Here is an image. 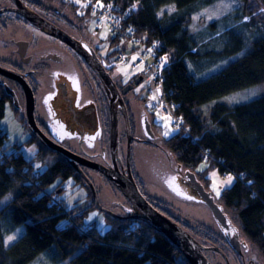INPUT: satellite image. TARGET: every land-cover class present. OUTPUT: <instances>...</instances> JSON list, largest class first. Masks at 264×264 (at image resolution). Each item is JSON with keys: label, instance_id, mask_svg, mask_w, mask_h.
<instances>
[{"label": "trees", "instance_id": "16d2710c", "mask_svg": "<svg viewBox=\"0 0 264 264\" xmlns=\"http://www.w3.org/2000/svg\"><path fill=\"white\" fill-rule=\"evenodd\" d=\"M116 1L125 6L134 0ZM138 1L132 22L147 42L161 39L169 55L163 88L166 98L178 103L174 115L181 119L178 131L162 139V147L174 164L180 163L186 169L194 171L197 164L206 159L221 173L235 176L234 182L221 190L217 201L248 243L244 258L254 252L264 262V95L234 105L218 101L223 96L264 83V33L252 41L250 50H243V37L235 33L234 27L227 26L223 33L228 41L216 54L222 59L241 54L221 70L196 80L185 60L198 57L195 51L198 43L188 26L191 14L202 4L203 8L212 5L214 0ZM241 1V12L235 23L248 17L249 26L257 24L264 28V0ZM166 5H174L176 12L159 16ZM214 26L215 22L208 25L209 28ZM212 33L211 36L216 31ZM205 43L200 41V44ZM116 51L109 54L113 56ZM6 99L0 91V117ZM21 120L26 126L23 116ZM0 140H6L1 128ZM28 142L37 144L36 157L46 163L43 172H33V165L24 159L17 144L14 150L20 153L19 157L10 156L13 168L0 160V199L11 193L10 201L0 209V264H29L52 247V264H187L165 236L143 222L123 221L104 213L109 228L100 232L92 224V229L79 233L75 226H83L79 218L88 210L96 209L89 188L87 196L91 204L83 215L73 217L57 206L47 208L49 199L41 189H46L49 182L56 178H73L79 183L83 180L60 156L39 144L30 132ZM196 175L200 181H207ZM30 178L38 181V187L26 182ZM58 188L62 190L63 183L58 184ZM66 216L69 221L60 226V219ZM177 221L193 234L191 230L195 227ZM130 224H134V231L128 230ZM20 227L24 232L6 246L5 238ZM200 231L203 232L202 238H198L201 243L219 247L226 254V248L219 241L222 240L225 247L229 245L221 235L206 227H201ZM232 252L236 258L240 257L241 264V256Z\"/></svg>", "mask_w": 264, "mask_h": 264}, {"label": "rangeland", "instance_id": "374dc122", "mask_svg": "<svg viewBox=\"0 0 264 264\" xmlns=\"http://www.w3.org/2000/svg\"><path fill=\"white\" fill-rule=\"evenodd\" d=\"M40 1L46 4V7L48 6L47 1ZM79 5L82 6L81 3H79ZM203 6L204 5L202 4L197 11L191 14V22L188 26L191 33L194 35V39H196L195 41L198 43V47L195 50L198 57L195 58L197 60H191L189 58H185V60L190 72L196 80L202 79L221 70V68L225 67L228 62L234 60L241 54L240 53L227 59H222V57L216 54L217 51H220L228 41V37L225 33H223L227 26L231 25L234 27L233 29L235 33H238L241 37H243V50H250L252 48V41L258 39L264 33V28L260 25L255 24L249 26L247 24L248 17H243L240 19L241 21L235 23L241 12V0H214L212 5L205 6L204 8ZM82 8L80 16L83 18V25L85 26L90 43L97 48L100 58L103 57L105 60L108 58L104 57L111 58V54L109 53H111L114 49L122 47L123 43L116 39L115 33H113L109 27L104 24H96L94 18L90 14H87L86 16ZM174 12H176L174 5H166L161 8L158 15L162 16L166 13L171 14ZM49 17L53 19L52 16ZM1 18L6 21H14L13 17L10 16L7 18L3 15ZM212 22H215V26L213 28H209L208 25ZM59 23L63 26L62 21H59ZM214 31H216V34L211 36ZM13 32L36 42L37 45L47 43L49 39L43 34L35 32V30L27 29L23 26L20 28L17 26H14V28L8 27L6 33L3 32L0 34V39L4 38L5 34ZM200 41H206V43L200 44ZM1 44L5 43L0 40V50L3 47ZM135 60L136 56L132 54L129 60L119 62L116 66H114L110 70V75L114 81L123 83L139 72L144 73L143 80L139 84L134 85V87L126 94V100L132 105V109L129 114L130 118L133 120L134 125L136 123V127L134 126L135 131L131 132L135 137H144L143 133L140 131L142 127V120L140 118L138 119V110H144L148 115V119L151 123V130L154 134L156 142L148 144L132 141L131 143L130 165L136 183L140 191L147 199L153 202L157 201L166 208L165 214H170L173 217H176V219L181 220V224L185 223L186 225L195 227V230H191V232L194 237L196 236L195 238L197 240L198 238H202L201 236L203 232L200 231L201 227H206L207 229L214 231L216 234L221 235L217 227L214 225L210 211L205 204L188 199L185 201L179 200L176 196H173L168 190H166V187L164 186L168 179L173 182V177L171 178V176L169 174L167 175V173L161 175L159 171L154 170L156 161L159 159H161L162 163L160 169H163L164 171L172 169L175 165L170 157V161H168L165 156V150L162 147V139L175 134L178 131V128L173 126L175 121L173 114L161 113L159 111L152 112L146 107L148 100H155L153 95H147L145 92L146 86H150V84H152L151 77H149V74L141 67L136 70L131 68V63ZM82 64L84 63L82 62ZM35 77L38 83L39 92H41L43 89L42 77ZM84 77L86 76L84 75ZM263 95L264 83H260L223 96L218 99V101L227 105H234L237 103L248 102ZM208 105L204 106V110L208 108ZM22 116L23 115H21V113L17 112L16 109H13L9 103L6 102L4 113L0 117V128L6 133L5 144L7 146V151H12L15 144L19 145L24 159L30 161L33 165V172H43L45 170L46 163L36 157V144L33 142L26 143L29 138V131L27 127L23 125L21 120ZM118 120L119 155L125 163L127 136L124 117L120 114ZM165 132H167L168 135H164ZM104 139L108 142L107 131L104 133ZM156 144H161L162 149L156 146ZM194 171L204 179L206 178L207 181L202 183L205 185L206 190L210 191L216 200L219 197L221 190L225 187H229L235 180V176L233 174L228 175L221 173L217 166L213 165L211 161L206 159L200 161L194 168ZM93 176L94 175H92V178ZM229 177H231L230 182H228ZM94 179L97 180L95 181L96 185L94 184L95 187H98V189L100 188L98 186V182L100 181V185H102L101 187L106 195L114 200H121L120 195L118 196L119 192L115 190L116 188L111 183L103 180L104 178H100L97 175H95L93 180ZM60 183H63V189L60 190V192H57L59 189H57V185ZM45 188L47 192L62 201L65 206V210L73 217L83 215V211L88 210L87 208L91 204V199L87 196L88 186H84L81 183L76 182L73 178L65 180L56 178L54 181L49 182ZM10 199L11 193L6 194L2 199H0V209L6 205ZM99 200L102 202L100 198ZM107 206L109 205L107 204ZM110 209H112L113 212H118L119 206L116 204L111 206ZM67 221H69V216L61 218L59 225L63 226L67 223ZM78 221L82 225L93 224L100 232H104L107 228H109V224L107 223L104 213L98 209L88 210L82 218H79ZM23 232L24 228L20 227L9 234L5 238L6 246L13 243ZM9 237H13V239L9 240ZM219 244L226 248V255L230 263L239 264L238 258L240 259V257L236 258L233 256L232 250L228 246L225 247L222 240L219 241ZM53 251L54 247L50 250L42 252L29 264H52L51 261ZM205 253L212 264H225L219 253L215 251H205ZM249 254L250 257H242L243 260L241 264H264L257 254L254 252H250Z\"/></svg>", "mask_w": 264, "mask_h": 264}, {"label": "flooded vegetation", "instance_id": "af4514ba", "mask_svg": "<svg viewBox=\"0 0 264 264\" xmlns=\"http://www.w3.org/2000/svg\"><path fill=\"white\" fill-rule=\"evenodd\" d=\"M20 1L60 27L69 35L89 44L94 48L99 59H101L98 55L97 48L90 43L85 26L83 25V18L80 16V12L82 11L81 5L70 0H45L48 5L46 7V4L40 0ZM15 6L13 0H0V9L13 8ZM84 10L85 9H83V12L87 16L88 13ZM3 15L7 18H9V16L13 17L14 21L4 20L1 18ZM48 15L52 16L53 19ZM59 21H62L63 26H61ZM19 25L30 30H35V32H39L49 38L47 43L41 45H37L36 42L21 35H17L15 32L7 33L4 38L0 39L5 43L1 44L4 50L2 48L0 50V66L19 73H27L26 78L32 87L35 98V118L39 128L50 139L80 156L101 164L111 163L109 153V103L100 80L86 62L71 47L58 38L42 32L14 11L9 10L0 13V34L3 32L6 33L8 27H22ZM81 61L84 64H82ZM110 70H108L109 73ZM84 75L86 77H84ZM35 76L42 77L43 89L41 92H39ZM134 79L135 75L123 83L115 82L118 89L121 91L127 84L132 85L133 88L134 85H136L133 83ZM3 83H6L14 91L21 109L15 108L12 98L5 93ZM130 90L123 93L122 97L128 112L130 134L132 137H135L132 132L135 131L136 123L134 125L129 115L132 105L126 100V94ZM0 91L6 96V102H8L9 105L11 102V107L16 109V111L21 113L24 117L25 95L19 83L0 74ZM72 112L76 113L73 117ZM138 112V119L140 118L142 120V127L141 130H139L144 135V137L141 138L143 141L138 142L148 144L155 143L156 139L153 132L151 131L149 134V130L145 127V111L138 110ZM120 114L119 112V116ZM106 131L108 142L104 139V133ZM156 146L162 149L161 144H156ZM165 156L168 161H170L166 152ZM122 164L125 166L123 161ZM160 166H162L161 159L156 161L154 170L159 171L161 175L167 173V175L169 174L173 177L172 179H174L178 185L175 189L177 192H182V195H185L186 188H182L180 185H184L183 182H186V168L181 166L178 169V167L174 165L172 169L164 171L160 169ZM81 169L88 178L93 181V184L97 181L95 179L93 180L95 175L109 182L101 173L91 168L81 166ZM91 173L94 175L93 178ZM80 183H83V181ZM100 184L99 181L98 186L100 190L98 187H95L99 195L98 198L103 202L99 200L100 204L108 209L117 204L119 206V211L115 213L124 215L125 212L123 208L130 205L127 199L117 189L115 190L119 192L118 196L120 195L121 200L118 201L110 198L103 192L102 185ZM148 201L158 210L165 213L166 208L161 203L157 201L153 202L149 199ZM107 204L110 207L107 206Z\"/></svg>", "mask_w": 264, "mask_h": 264}, {"label": "water", "instance_id": "95a60500", "mask_svg": "<svg viewBox=\"0 0 264 264\" xmlns=\"http://www.w3.org/2000/svg\"><path fill=\"white\" fill-rule=\"evenodd\" d=\"M13 1L16 5L15 7L2 8L0 9V13L9 10L14 11L42 32L58 38L60 41L71 47L94 71L100 80L109 103V153L111 163L101 164L80 156L50 139L37 124L35 118V98L32 87L26 78L27 73H19L0 66V74L18 82L23 89L25 95L24 122L28 131L35 137L37 142L46 147L49 151L60 156L80 175L83 180L82 185L88 186L90 189L94 206L99 211L117 219L145 223L157 233L165 236L166 239L178 250L187 264H212L205 254V251L209 250L219 253L225 264H231L222 249L216 246L201 243L185 227L178 223L176 217L167 215L158 210L140 191L131 170L130 144L132 140L143 141V139L131 136L128 112L122 97V94L130 90L132 85L127 84L120 91L109 71L102 65L94 48L81 39H77L69 35L67 32L50 22L39 13L30 9L20 0ZM141 79L142 76L138 75L134 79L133 83L138 84ZM3 87L5 89V93L10 95L12 98L15 108L21 109L14 91L6 83H3ZM119 112L124 117L127 134L125 166L122 164L121 157L119 155ZM144 113L145 127L149 130L150 134L152 131L151 123L148 119L147 113ZM75 114V112H72V117ZM81 166L91 168L101 173L120 193H122L130 204L128 207L123 208L125 212L124 215H119L100 204L95 186L83 172ZM175 166L179 169L181 164L176 163ZM185 175L186 182L182 181L184 185L180 186L182 188H186L185 191L187 192V195H182V192H177L175 188L178 185L174 179L173 182L171 180L169 181V179L165 182L164 186L166 187V190H168L173 196H176L179 200L185 201L188 199L205 204L210 211L214 225L217 227L226 243L233 251L243 257L244 252H248L249 250L248 243L240 236L239 229L234 225L228 214L224 211L223 205L213 197L210 191L206 190L204 184L198 179L194 171L187 168ZM60 190L61 189H58L57 192H60Z\"/></svg>", "mask_w": 264, "mask_h": 264}, {"label": "built area", "instance_id": "2783aa9c", "mask_svg": "<svg viewBox=\"0 0 264 264\" xmlns=\"http://www.w3.org/2000/svg\"><path fill=\"white\" fill-rule=\"evenodd\" d=\"M75 3H81L83 9L90 14L96 24H104L115 33L116 39L123 43L122 47L117 48V51L112 58L103 59L102 65L107 68H113L119 62H124L130 59L131 55L136 56V60L131 63V68L136 70L139 67L151 77L150 86H146L145 92L147 95H153L155 100H148L146 107L149 111H159L161 113H171L174 116V127L180 126V118L174 115V110L178 103L170 101L166 98V91L163 88L164 73L169 66V55L163 49V43L160 38H153L147 42L145 37L138 33L136 25L132 22V16L137 10L138 0L122 6L116 0H70ZM144 76L143 72H139ZM159 90V91H157ZM20 153L17 150L7 151L5 142L0 140V160L8 163L10 168H13L11 158L19 157ZM226 174V173H225ZM28 183L38 187V181L27 179ZM41 189V188H40ZM42 193L47 195L49 201L47 208L57 206L65 210L62 201L58 200L45 189H41ZM76 229L79 233H84L92 229V224L77 225ZM134 224H130L128 230L134 231Z\"/></svg>", "mask_w": 264, "mask_h": 264}, {"label": "snow or ice", "instance_id": "6c2138e0", "mask_svg": "<svg viewBox=\"0 0 264 264\" xmlns=\"http://www.w3.org/2000/svg\"><path fill=\"white\" fill-rule=\"evenodd\" d=\"M157 91H159V90H157ZM164 135H168V133H167V132H165V133H164ZM230 181H231V177H229V178H228V182H230ZM8 239H9V240H12V239H13V237H9Z\"/></svg>", "mask_w": 264, "mask_h": 264}, {"label": "clouds", "instance_id": "9594fccd", "mask_svg": "<svg viewBox=\"0 0 264 264\" xmlns=\"http://www.w3.org/2000/svg\"><path fill=\"white\" fill-rule=\"evenodd\" d=\"M112 57H113V56H111V58H112ZM109 58H110V57H109ZM109 58H108V59H109ZM105 69H107V68H105ZM110 69H112V68H110ZM110 69H108V70H110Z\"/></svg>", "mask_w": 264, "mask_h": 264}, {"label": "bare ground", "instance_id": "6f19581e", "mask_svg": "<svg viewBox=\"0 0 264 264\" xmlns=\"http://www.w3.org/2000/svg\"><path fill=\"white\" fill-rule=\"evenodd\" d=\"M14 150V149H13Z\"/></svg>", "mask_w": 264, "mask_h": 264}]
</instances>
